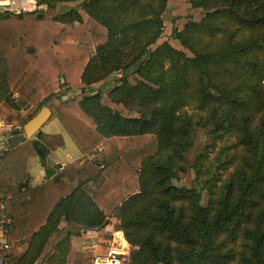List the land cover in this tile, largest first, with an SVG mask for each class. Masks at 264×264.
<instances>
[{
  "label": "trees",
  "instance_id": "obj_1",
  "mask_svg": "<svg viewBox=\"0 0 264 264\" xmlns=\"http://www.w3.org/2000/svg\"><path fill=\"white\" fill-rule=\"evenodd\" d=\"M33 1L42 14L0 16V102L34 108L25 122L48 106L81 153L101 146L102 158L66 164L25 200L28 157L62 136L1 155L6 238L30 235L15 264H42L71 231L111 219L129 264H264V0ZM195 126L211 144L191 165L196 183L176 185ZM216 141L228 142L206 163Z\"/></svg>",
  "mask_w": 264,
  "mask_h": 264
},
{
  "label": "crops",
  "instance_id": "obj_2",
  "mask_svg": "<svg viewBox=\"0 0 264 264\" xmlns=\"http://www.w3.org/2000/svg\"><path fill=\"white\" fill-rule=\"evenodd\" d=\"M23 2L24 0H0V11L18 12L17 8ZM12 97L18 100L16 93H12ZM61 98L65 99L68 97ZM33 111L34 108L28 105L22 106L20 110H15L4 101L0 102V157L5 153L10 152L14 147L20 144L18 143L15 146H11L9 144V138L13 135L23 133V124L25 123L28 115ZM46 123L40 128V132L47 135H61L64 145L63 132L44 131L43 129L46 126ZM27 140L35 141L38 140V138L35 136L32 139H26L24 141ZM63 145L56 149L49 150L39 147L36 154L28 157L26 162V180L23 184L18 185V193L21 195L24 194L23 199H28L26 192L29 188L35 187L47 179L65 178L62 173L66 164H72L75 167H79L84 160L93 159L95 156V154H84V160L79 165L72 162L65 164L60 163L54 158L53 154L59 153L58 150L63 147ZM63 149H65V146ZM101 150L102 147L99 146L97 151ZM68 183L71 187L76 185V181H68ZM0 197L4 199L1 192ZM64 225L65 221L62 220L60 226ZM114 225L115 219H111V221L102 229L84 228L71 231L58 246L51 250L42 264H92V257L95 254L106 255L110 250H129L130 253L132 247L126 242L122 231L120 229H116ZM29 239L30 235L24 236L20 239L10 240L11 249L7 254V262L9 264H15L16 260L23 255L28 247Z\"/></svg>",
  "mask_w": 264,
  "mask_h": 264
},
{
  "label": "rangeland",
  "instance_id": "obj_3",
  "mask_svg": "<svg viewBox=\"0 0 264 264\" xmlns=\"http://www.w3.org/2000/svg\"><path fill=\"white\" fill-rule=\"evenodd\" d=\"M84 1V0H83ZM81 1L80 4L83 2ZM78 4V5H80ZM45 8V7H44ZM43 8V9H44ZM67 8H64V10H66ZM4 11H0V16L4 15ZM162 19L165 23H168L171 20V15L169 13L168 9H165V11L162 14ZM119 72H115L112 73L111 75H109L104 82H102L100 85H98L95 88H92L89 90L90 93L95 92L97 90H101V89H105L107 87H110L112 85V82L114 79H116L119 76ZM57 90L59 93V97H72V93L65 89L64 86H61L57 83ZM187 111V113L189 114H194V115H198L197 114V110L192 109L190 107L185 109ZM202 115V114H200ZM44 131H62L64 136V145L65 149H63V147H61L58 152L59 153H54V158L59 161L60 163H75L77 165H79L83 160V153H81L78 149V147L76 146V144L74 143L73 139L71 138V136L68 134V132L65 130L63 124L60 122V120L56 117L51 118L47 123L46 126L43 129ZM192 138H193V146L191 147L189 153L187 154V163H186V169L185 172L180 173L179 178L178 179H174L172 181V183L176 184V185H183V186H192L196 183V174H195V169L191 166L195 157L199 154H201L204 151L205 146L210 145L211 144V137L209 134V129L202 127V126H195L193 128L192 131ZM223 142V141H216L215 144L212 146H210L207 150V158H206V163H212L213 160L215 159L216 154L219 152L220 148L227 143ZM98 153L95 154L93 160H95L96 162H101V154L100 151H97ZM61 155V156H60ZM201 180H203V176H201L199 182H201ZM201 202L202 204H206L207 202V193L206 190H202L201 191ZM131 252V251H130Z\"/></svg>",
  "mask_w": 264,
  "mask_h": 264
},
{
  "label": "built area",
  "instance_id": "obj_4",
  "mask_svg": "<svg viewBox=\"0 0 264 264\" xmlns=\"http://www.w3.org/2000/svg\"><path fill=\"white\" fill-rule=\"evenodd\" d=\"M45 5H36L33 0H24L17 8L21 10L43 9ZM62 168V167H61ZM10 224V219L5 212V204L0 197V264H9L7 262V254L11 249V243L6 238L5 227ZM129 250L114 251L110 250L106 255L95 254L92 257V264H129Z\"/></svg>",
  "mask_w": 264,
  "mask_h": 264
},
{
  "label": "water",
  "instance_id": "obj_5",
  "mask_svg": "<svg viewBox=\"0 0 264 264\" xmlns=\"http://www.w3.org/2000/svg\"><path fill=\"white\" fill-rule=\"evenodd\" d=\"M83 0H77L76 4H80ZM38 14H42V9L38 10ZM51 110L48 106L43 105L30 119L23 124V133L13 135L9 138V144L15 146L26 139H32L40 133V128L51 117Z\"/></svg>",
  "mask_w": 264,
  "mask_h": 264
}]
</instances>
